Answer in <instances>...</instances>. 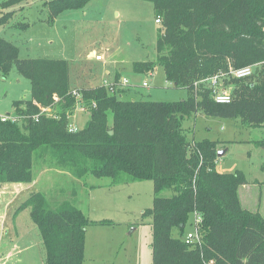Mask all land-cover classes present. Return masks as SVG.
Masks as SVG:
<instances>
[{"label": "trees", "instance_id": "obj_1", "mask_svg": "<svg viewBox=\"0 0 264 264\" xmlns=\"http://www.w3.org/2000/svg\"><path fill=\"white\" fill-rule=\"evenodd\" d=\"M93 1L49 0L44 4L46 22L53 26L62 13L83 10ZM141 1L153 5L161 28L157 59L134 63L133 72L148 74L162 67L166 79L186 89L188 98L122 100L130 87L114 95L104 86L79 89L77 98L68 61L21 59L19 49L0 38V76L16 70L30 82V98L14 101L8 114L22 120L3 122L0 116V187L31 185L43 169L71 175V183L64 179L65 186L56 190L72 199L55 207L45 193L31 192L17 208L30 210L46 264H85L87 229L108 225L89 220L77 206L79 187L89 186V178L109 180L89 190L153 183V206L143 214L151 219L152 264H264V218L240 200L246 176L241 171L219 173L222 142L190 141L184 129V122L198 114L264 128V68L249 79H225L232 94L228 104L217 103L205 81L264 62V0ZM114 81L120 83L119 74ZM49 107L53 117H39ZM78 108H85L89 120L72 133L70 117ZM255 146L264 149V140ZM188 227L198 230L201 246L185 243Z\"/></svg>", "mask_w": 264, "mask_h": 264}, {"label": "rangeland", "instance_id": "obj_2", "mask_svg": "<svg viewBox=\"0 0 264 264\" xmlns=\"http://www.w3.org/2000/svg\"><path fill=\"white\" fill-rule=\"evenodd\" d=\"M6 1L0 0V21L3 22L0 38L15 45L21 59L68 61L72 89L102 86L105 80L113 82L117 73L120 80L127 79L130 83L131 91L121 97L122 100L178 102L188 98L186 89L175 88L166 79L162 67L148 74L133 72L134 63L157 59L156 41L161 24L156 23L150 2L94 0L83 10L62 13L50 26L46 22L48 10L44 6L49 0H20L5 5ZM97 55L102 56L101 63L95 60ZM29 88L30 82L16 70L7 78L0 76V116L13 113L14 101L28 99ZM88 120L89 117L81 112L74 114L73 121L80 129ZM184 129L190 141L223 142L224 145L219 146V151L224 153L218 161L219 169L227 173L241 171L250 182L256 179L264 182L261 171L264 149L255 146V142L264 140V128L249 129L243 127L240 120L198 114L184 122ZM51 170L36 172L37 183L31 192L45 193L50 203L57 206L72 199L71 195L56 190L65 186L64 179L70 181L72 178L69 174ZM108 181L89 178L87 183L98 186ZM89 186L79 187L77 206L89 220L108 225L98 224L87 229L85 264H152L151 219L144 218L143 214L153 206V183L93 190H89ZM250 188L245 189L246 195L242 192L245 207L253 210L260 207L264 211V183ZM15 207L16 203L10 207V216ZM19 215V221L29 232L24 236L4 237L3 244L13 241L15 246L12 259L6 260L5 264H46V253L38 229L31 221L30 210H22ZM191 229L187 228L188 231ZM3 230L0 228L1 233Z\"/></svg>", "mask_w": 264, "mask_h": 264}, {"label": "built area", "instance_id": "obj_3", "mask_svg": "<svg viewBox=\"0 0 264 264\" xmlns=\"http://www.w3.org/2000/svg\"><path fill=\"white\" fill-rule=\"evenodd\" d=\"M156 23L160 24L161 22L159 19H157ZM95 60L97 62H100L103 60V58L101 55H97L95 57ZM261 68H264V62L260 64H256V65L238 68V69H231L230 72L228 73L221 72L205 81L210 83V87L213 91L214 100L219 104H228L232 101V94L230 90H222V88L224 87V80L225 79H240V80L249 79L253 77L257 69H261ZM202 82L204 81H201V83ZM102 86H104L110 94L115 95L122 89L130 87V83L127 79L120 80V83H116L115 81L109 83L105 80V83ZM145 86H147L146 83H145ZM73 95L79 98L80 97L79 90L73 89ZM85 111H86L85 108H78L75 112H73L72 116L70 117L71 123L68 127L69 132L76 133L80 130V128L77 127L73 121L74 114H76V112H81L82 114H84ZM41 115H47L48 117H53L52 109L50 107L41 109V113L39 117ZM37 119L38 117L35 118L36 121ZM1 120L3 122H6V121L20 122L22 118L17 117L15 115H10V116L6 115V116L1 117ZM199 217L200 216H197L198 219ZM184 241L190 247H199L203 244L202 238L198 230L194 228L188 231L187 235L184 238Z\"/></svg>", "mask_w": 264, "mask_h": 264}, {"label": "crops", "instance_id": "obj_4", "mask_svg": "<svg viewBox=\"0 0 264 264\" xmlns=\"http://www.w3.org/2000/svg\"><path fill=\"white\" fill-rule=\"evenodd\" d=\"M97 63H101V62H97ZM115 77H116V73H115ZM115 77H114L113 81L115 80ZM28 97L30 98V91H28ZM28 99H23V100H28ZM9 114H11V113H9ZM222 144H223V142H222ZM222 144H220V145H222ZM219 161H220V159H219ZM217 169H218L219 173H227V172H224V170L219 169V162H218ZM248 182H250V181H248ZM36 183L34 182L31 185L4 184L0 187V228L4 229L2 233L0 232V264H5L6 260H11L13 257V254H12L13 250L15 249V246L13 247V245H14L13 241H10V242H7L6 244H3L4 237L8 236V235H13L15 237H19V236H24L29 232V230L21 224L22 221H19V216H20L19 214L22 211L17 212V208L21 203H23L28 198V196L31 193V189H32L33 185ZM263 183L264 182L256 179L255 181L250 182V185H246V186H243L242 188H240L239 195H240V200H241L242 206L245 209H247L251 212H258L264 218L263 208L260 209V207H259L256 210H253V208H246L244 205V200H243L244 197L242 196L243 191L245 192V195H246V193H248V191L245 190L247 187L248 188L251 187L250 189H252L254 187L262 185ZM102 188H106V187H102ZM14 203H16V207L13 208L12 215L10 216L9 209ZM259 206L262 207L261 204H259Z\"/></svg>", "mask_w": 264, "mask_h": 264}, {"label": "water", "instance_id": "obj_5", "mask_svg": "<svg viewBox=\"0 0 264 264\" xmlns=\"http://www.w3.org/2000/svg\"><path fill=\"white\" fill-rule=\"evenodd\" d=\"M110 135H113V132H110ZM223 155L224 153H222L221 151H218V159H220Z\"/></svg>", "mask_w": 264, "mask_h": 264}]
</instances>
